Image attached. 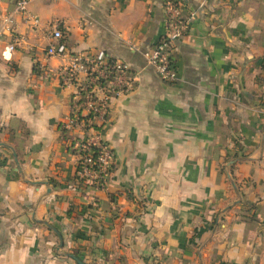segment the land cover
Masks as SVG:
<instances>
[{
  "label": "crops",
  "instance_id": "1",
  "mask_svg": "<svg viewBox=\"0 0 264 264\" xmlns=\"http://www.w3.org/2000/svg\"><path fill=\"white\" fill-rule=\"evenodd\" d=\"M17 1L0 0V23ZM28 1L39 27L16 15L13 52L0 35V264H264V0H178L175 83L142 57L162 0ZM52 22L71 54L104 51L135 76L101 134L103 190L74 181Z\"/></svg>",
  "mask_w": 264,
  "mask_h": 264
},
{
  "label": "built area",
  "instance_id": "2",
  "mask_svg": "<svg viewBox=\"0 0 264 264\" xmlns=\"http://www.w3.org/2000/svg\"><path fill=\"white\" fill-rule=\"evenodd\" d=\"M162 1L164 33L153 47L142 52V57L162 82L175 83L178 75L173 62L174 43L188 33L190 20L182 15L178 0ZM28 3V0H18L0 23V35L6 33L11 41L9 52H13L23 41L16 31V15H21L33 29L40 25L39 18L28 11ZM49 28L45 54L65 60L54 75L60 87L71 90L69 113L59 127L67 150L75 158L76 184L103 190L114 157L101 134L108 123L112 101L131 90L135 76L129 66L104 51L71 54L59 24L52 22Z\"/></svg>",
  "mask_w": 264,
  "mask_h": 264
},
{
  "label": "water",
  "instance_id": "3",
  "mask_svg": "<svg viewBox=\"0 0 264 264\" xmlns=\"http://www.w3.org/2000/svg\"><path fill=\"white\" fill-rule=\"evenodd\" d=\"M60 245H62V243ZM70 257L75 261L76 264H84L80 260H78L76 257L74 256H70Z\"/></svg>",
  "mask_w": 264,
  "mask_h": 264
},
{
  "label": "trees",
  "instance_id": "4",
  "mask_svg": "<svg viewBox=\"0 0 264 264\" xmlns=\"http://www.w3.org/2000/svg\"><path fill=\"white\" fill-rule=\"evenodd\" d=\"M63 141L65 142L66 140H65V139H63ZM74 181L76 182V179H74ZM85 186H89V185H85ZM90 187H92V186H90Z\"/></svg>",
  "mask_w": 264,
  "mask_h": 264
}]
</instances>
